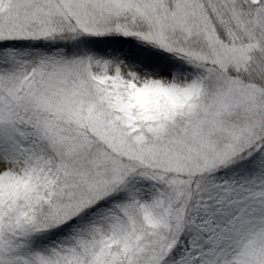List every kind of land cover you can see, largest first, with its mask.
I'll list each match as a JSON object with an SVG mask.
<instances>
[{
	"label": "rangeland",
	"instance_id": "obj_1",
	"mask_svg": "<svg viewBox=\"0 0 264 264\" xmlns=\"http://www.w3.org/2000/svg\"><path fill=\"white\" fill-rule=\"evenodd\" d=\"M227 13V0H0V41L110 42L99 56L82 48L2 54L0 190L8 177L34 181L19 148L26 129L11 114L22 108L37 117L27 133L69 162L55 223L87 212L89 224L84 235L73 225L32 260L3 256L0 235V264H168L176 249L174 264H264V186L254 185L264 179L246 195L221 173L264 138V90L227 73L243 70L251 50L227 44ZM133 40L194 72L144 69L130 61ZM36 174L39 201L49 205L50 170ZM114 193L117 206H97ZM214 206L228 209L226 227L214 223Z\"/></svg>",
	"mask_w": 264,
	"mask_h": 264
},
{
	"label": "trees",
	"instance_id": "obj_2",
	"mask_svg": "<svg viewBox=\"0 0 264 264\" xmlns=\"http://www.w3.org/2000/svg\"><path fill=\"white\" fill-rule=\"evenodd\" d=\"M227 10V31H232L234 34L232 38L234 36L237 38H230L227 40V44H237L238 40H242L243 45L251 46L245 68L242 70L229 67L227 73L243 83L264 90V0L256 2L252 0H227ZM106 39L107 37H96L95 40L86 42L85 47L69 41L6 39L0 41V59L5 60L2 55L5 50L13 49L18 52L29 48H42L46 52H51L53 49H63L69 53H76L82 48L99 56L105 50L110 49V42ZM130 61L151 71L166 68L176 72H194L191 65L182 62L175 55L167 54L148 44H140L137 40H133ZM11 109V114L16 113L22 130L26 129L23 133L24 138L20 137L22 134L18 136L19 148H22L24 158L33 169L34 181L37 178L36 172L45 168L50 170V176L55 183L54 198L49 205L41 204V201H39L42 184L38 181H33L30 186L25 187L11 181V178L8 177L0 190V223L2 224L0 235L2 236L1 249H3L1 253L8 258L9 253L15 250L21 256L32 260L36 252L43 250V246L47 242L56 237L67 236L73 225L78 226L81 234L84 235L88 230L89 214L87 212L84 215L80 214L59 225L55 223L51 215V208L60 201V196L65 193L66 171L69 162L67 159L57 156V152L50 148L49 141L44 142L43 139H38L34 131L27 133L28 129L34 127L35 121H37V117L35 118L33 112L22 110V108ZM262 141L260 148H251L247 155L246 153L241 156L238 155L235 160L225 165L224 170L221 172L224 179L240 186L246 195L251 194L248 185L253 187V181L256 178L264 179V138ZM0 148H8L4 140H0ZM254 185L255 187L264 186L260 181ZM11 187L13 189L17 188L15 192L18 194L10 196L11 199H8L7 195H11V192H9ZM163 189L161 186V190ZM120 202L121 197L114 193L107 200H100L97 206H106L113 209ZM227 211L228 209L219 210L216 206L212 210L213 219H217L214 223L220 228L227 225V218H224ZM22 215H25L26 218L19 220ZM143 223L144 228L148 230V225L145 222ZM189 230L193 231L189 227L188 230L183 231L182 235H185ZM18 245L20 247H17ZM178 254L177 249L173 250L166 258L168 264H174ZM121 262L122 260L114 261L112 264Z\"/></svg>",
	"mask_w": 264,
	"mask_h": 264
}]
</instances>
